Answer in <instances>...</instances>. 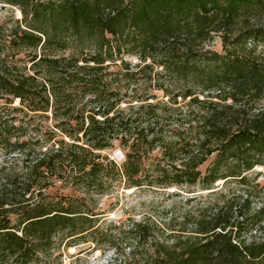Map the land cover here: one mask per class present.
<instances>
[{
  "label": "trees",
  "instance_id": "16d2710c",
  "mask_svg": "<svg viewBox=\"0 0 264 264\" xmlns=\"http://www.w3.org/2000/svg\"><path fill=\"white\" fill-rule=\"evenodd\" d=\"M0 3L22 15L0 38V264L97 231L88 199L115 183L215 189L264 165V0ZM117 143L121 163L102 153ZM251 204L120 264H264V240L244 235L249 217L264 225ZM152 229L132 232L144 244Z\"/></svg>",
  "mask_w": 264,
  "mask_h": 264
},
{
  "label": "rangeland",
  "instance_id": "374dc122",
  "mask_svg": "<svg viewBox=\"0 0 264 264\" xmlns=\"http://www.w3.org/2000/svg\"><path fill=\"white\" fill-rule=\"evenodd\" d=\"M21 17L17 7L0 3L1 39L8 38L16 19ZM215 46L218 50L222 49L219 39ZM257 51L264 58V46H259ZM17 58L26 59V56L21 53ZM156 92L162 98V92ZM258 107H264V100ZM102 153L115 158L119 163L125 159L118 143ZM213 158L210 157L201 166L203 172ZM245 174L248 177L247 184H240L238 179L229 177L227 181H217L215 189H204L199 183L170 187H128L123 181L115 183L108 193H92L93 196L88 199L89 206L96 214L93 217H97L100 225L97 231L77 238L57 236L51 248L39 254L32 264H120L132 257L133 249L147 252L154 239L172 242L174 238L170 235L173 233L182 236L192 234L196 221L225 207L233 198L239 210L246 194L251 196V214H254L264 205V165H256ZM64 192L68 193L69 190L65 189ZM141 221L153 227L152 236L144 244H139L132 232L133 224ZM244 235L248 240H264V225H259L254 218L249 217Z\"/></svg>",
  "mask_w": 264,
  "mask_h": 264
}]
</instances>
